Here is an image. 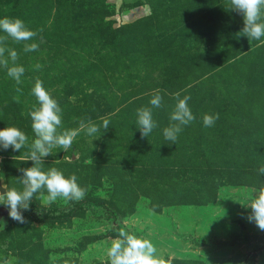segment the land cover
<instances>
[{
  "label": "rangeland",
  "instance_id": "obj_1",
  "mask_svg": "<svg viewBox=\"0 0 264 264\" xmlns=\"http://www.w3.org/2000/svg\"><path fill=\"white\" fill-rule=\"evenodd\" d=\"M229 8L230 0H0V18L36 31L28 43L44 41L32 52L4 42L25 72L17 84L0 67V129L35 139L37 79L62 109L58 131L110 121L97 139L80 132L69 150L53 148L41 166L74 174L89 189L84 199L46 204L42 189L21 210L26 223L0 204V264H110L120 228L149 239L160 264H264V231L244 206L264 186V37L239 35L243 16ZM156 93L158 127L142 138L137 110ZM177 93L191 97L195 119L172 143L163 129ZM205 114L219 118L205 127ZM28 151L0 147L2 192L22 190Z\"/></svg>",
  "mask_w": 264,
  "mask_h": 264
},
{
  "label": "clouds",
  "instance_id": "obj_2",
  "mask_svg": "<svg viewBox=\"0 0 264 264\" xmlns=\"http://www.w3.org/2000/svg\"><path fill=\"white\" fill-rule=\"evenodd\" d=\"M229 9H233L243 16L244 26L239 35L246 36L249 40H259L264 37V0H230ZM39 31L42 32L43 29ZM0 32L6 33V35L0 36V67L5 68L7 75L20 84L25 68L15 64L18 53L14 49H6L3 46L4 42L8 38L16 43L24 42V51L32 52L39 50L40 44L44 41L41 38L39 43H28L37 37L38 33L28 29L24 21L19 18H0ZM6 51L7 58L5 57ZM9 60L12 62V66H9ZM35 67L40 69L42 65L37 64ZM20 91L21 89L17 88V92ZM31 91L39 104L29 112L32 121L31 127L35 134V139L31 144L28 143L27 135L17 127L8 126L0 129V147L4 150L11 147L14 151H20L27 146L29 151L25 161L33 162L31 167L20 170L22 174L19 176V183L23 186L22 190L6 188V191L0 192V204L5 205L10 218L19 223H26L21 210H28L34 194L42 189H46L48 193L47 196H41L46 204H51L58 198L65 201L84 199L89 189L81 187L74 174L65 177L56 168L45 172L41 166L44 163V158L53 154V148L69 150L73 140L80 132H84L93 140L97 139L102 131H107L110 125V121L107 119L103 120L101 125L91 121L87 123L81 121L78 129L60 132L58 129L62 125V109L57 100L49 94L39 79L36 80ZM14 99L19 102L18 97H14ZM190 99L191 97L188 95L180 98V94H176L177 102L170 114V120L173 123L163 129L164 138L172 143L177 140L183 126L190 124L195 119L188 105ZM162 100V96L156 93L149 102L152 107H142L137 110L136 123L142 138L148 137L153 129L158 127L157 122L153 119L152 108L162 107ZM218 118V114H205L203 124L205 127H211ZM258 173L264 175V165L259 167ZM247 199L248 202L244 206L251 208L247 219L254 222L258 229L264 231V186L251 189ZM156 252V247L149 239L137 237L124 228H120L118 238L112 240L107 249V256L110 264H160L156 258Z\"/></svg>",
  "mask_w": 264,
  "mask_h": 264
},
{
  "label": "water",
  "instance_id": "obj_3",
  "mask_svg": "<svg viewBox=\"0 0 264 264\" xmlns=\"http://www.w3.org/2000/svg\"><path fill=\"white\" fill-rule=\"evenodd\" d=\"M0 192H2V188H0Z\"/></svg>",
  "mask_w": 264,
  "mask_h": 264
}]
</instances>
